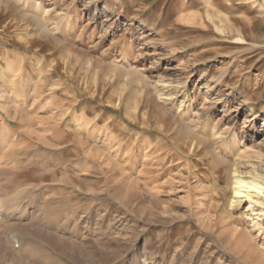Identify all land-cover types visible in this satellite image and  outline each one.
<instances>
[{
    "label": "rangeland",
    "instance_id": "obj_1",
    "mask_svg": "<svg viewBox=\"0 0 264 264\" xmlns=\"http://www.w3.org/2000/svg\"><path fill=\"white\" fill-rule=\"evenodd\" d=\"M18 1L0 0V264H264V208L229 213L227 175L171 117L193 100L264 164L263 0Z\"/></svg>",
    "mask_w": 264,
    "mask_h": 264
},
{
    "label": "bare ground",
    "instance_id": "obj_2",
    "mask_svg": "<svg viewBox=\"0 0 264 264\" xmlns=\"http://www.w3.org/2000/svg\"><path fill=\"white\" fill-rule=\"evenodd\" d=\"M10 1V0H9ZM12 1V0H11ZM17 3V0H13V2ZM21 1V0H19ZM18 1V2H19ZM35 1V0H34ZM23 2V0H22ZM24 2H29V0L24 1ZM31 2V1H30ZM33 2V0H32ZM12 3V2H11ZM133 2L131 1L129 4H132ZM14 4V3H13ZM22 4V3H21ZM37 4V3H36ZM262 4H264V0L262 1ZM20 5V3H19ZM41 5V4H40ZM14 6V5H13ZM17 6V5H16ZM22 6V5H21ZM18 7V6H17ZM29 7V6H28ZM33 7V6H32ZM30 7V8H32ZM14 8V7H12ZM21 12L23 17L27 20H31L33 21L34 24H36L38 26V29L41 32L44 33H48L49 36H51L50 34H53V36L60 34V32L63 30V25H62V18L59 19L56 23L54 24H49L46 22V15H45V11L44 12H40L38 13V11L35 12L31 11L32 9L30 8H26L25 5H23ZM19 10V8H17ZM42 11V9H41ZM68 12V11H67ZM20 13V12H19ZM18 13V14H19ZM63 14V13H62ZM65 14V13H64ZM20 15V14H19ZM64 16V15H63ZM65 16H70V15H65ZM60 18V16H59ZM68 18V17H65ZM71 18V17H70ZM62 20V21H61ZM67 22V23H66ZM66 25L68 27V25H71V19L67 20L66 19ZM32 23V22H31ZM27 25V24H26ZM70 29V28H69ZM39 31V32H40ZM66 32V31H65ZM64 32V33H65ZM46 36V34H45ZM43 38V37H42ZM57 38V37H56ZM24 39V38H23ZM242 40V39H241ZM130 49V48H129ZM8 61V60H7ZM121 61V60H120ZM17 63V62H16ZM12 64V63H11ZM8 65V64H7ZM15 65V64H14ZM12 66V65H11ZM6 67H0V73L2 75L7 74L9 71L11 72V70L9 69L6 70ZM123 68V67H122ZM120 70H129L126 69L125 67L123 69ZM128 68V67H127ZM132 70V68H131ZM136 70V69H135ZM138 70V69H137ZM130 72V70H129ZM18 73V72H17ZM0 74V75H1ZM130 74V73H128ZM1 75V76H2ZM9 75V74H8ZM13 75V74H11ZM127 75V74H126ZM132 76V75H131ZM138 76V75H137ZM8 77V76H7ZM6 77V78H7ZM14 77V76H13ZM4 79V78H3ZM137 79V78H136ZM136 79L134 82H136ZM144 79V77H143ZM147 79V78H146ZM13 80V79H12ZM131 80V79H130ZM133 81V79L131 80ZM7 82V81H6ZM17 82V81H16ZM133 82V83H134ZM138 82V80H137ZM132 83V82H131ZM139 83V82H138ZM219 83V82H218ZM147 84V81H146ZM15 85V84H14ZM132 85V84H130ZM136 85V83H135ZM140 85V83H139ZM149 85V84H148ZM137 86V85H136ZM146 87V85H145ZM134 88V87H133ZM139 90V88L136 87V89H134L133 91L136 92V90ZM159 91V90H157ZM148 92V91H146ZM3 93V92H2ZM155 93V92H154ZM159 93V92H158ZM162 93V92H161ZM161 93H159L161 95ZM146 94V93H145ZM150 94V93H149ZM157 94V95H159ZM4 95V94H3ZM210 96H212V93H209ZM216 95V94H215ZM162 96V95H161ZM185 98V97H184ZM161 99H164L161 97ZM159 100H160V96H159ZM184 101V100H183ZM183 101H179V105L176 107L175 111L171 114L172 117V121L174 122L175 126L177 125V132L183 136V139L189 140L191 147H197V148H202L207 152H211L212 158H215L217 163L215 165V169L218 171L220 169H222V171H224V173L227 175V181L229 182V184H231V194L230 196L227 198L226 200V206L228 212L230 210H233L234 208L242 205L244 202H248L251 205H256V206H261L262 208H264V164L262 165L260 162V156L259 153H256V151L254 153H256V155L253 153H249V150L246 147V143H244L243 139L245 138L244 134L245 132L242 130L241 132V138H239V133H236L235 131H232L230 133V136L226 139L223 140L222 143H215L213 140H215L214 136H217L216 138H223L220 134H222V129L220 128H216L215 123H212V127H210L209 129L206 128L205 126H200L199 124H197V119L200 118L199 113L197 111H194V101L190 100L186 103H183ZM159 102V101H158ZM160 103V102H159ZM158 103V104H159ZM163 103V102H162ZM241 103V102H240ZM165 104V102H164ZM1 106V105H0ZM3 107V106H2ZM160 108V107H159ZM2 110V109H0ZM264 110V109H262ZM5 111V110H4ZM4 111H2V114L4 113ZM163 112V111H162ZM164 112L166 113V111L164 110ZM1 113V111H0ZM5 114V113H4ZM1 115V114H0ZM253 115V114H252ZM5 116V115H3ZM9 117V116H8ZM78 117V116H77ZM2 118V117H1ZM254 118V117H252ZM5 119V118H4ZM8 120V118H7ZM81 119H77L74 120L75 122V126L78 127L80 129V127L82 126V122H85L84 120ZM88 120V119H87ZM90 121V120H88ZM196 121V123H195ZM2 122V120H1ZM4 122V120H3ZM2 122V123H3ZM81 122V123H80ZM199 122V121H198ZM6 123V121L4 122ZM10 123V122H9ZM72 123V122H71ZM206 123V122H205ZM84 124V123H83ZM88 123H86L87 126ZM6 125V124H5ZM211 126V125H210ZM251 125L248 122H244L241 127L242 128H246V127H250ZM1 128V127H0ZM83 127H81L82 129ZM8 129V128H6ZM79 131V130H78ZM2 132V130H1ZM4 132V131H3ZM78 133V132H77ZM3 134V133H2ZM78 135V134H77ZM7 136V135H6ZM12 137H14V135H11ZM2 137H4L2 135ZM1 138V137H0ZM236 138H239L236 140ZM8 140V139H7ZM0 141H3V139ZM4 142V141H3ZM14 142L13 138L12 141ZM9 143V142H8ZM244 143V144H243ZM139 144V143H137ZM243 144V145H242ZM2 145V144H0ZM2 147V146H1ZM3 149V147H2ZM4 155V153H3ZM85 155V154H84ZM86 156V155H85ZM98 159V158H97ZM214 168V167H213ZM215 170V171H216ZM216 174V173H215ZM218 178L219 177H215L214 178V185L216 186V189L218 188V190H221L216 183H218ZM220 180V179H219ZM219 184V183H218ZM228 196V195H227ZM7 205V204H6ZM250 205V206H251ZM3 206V205H1ZM0 206V207H1ZM252 207V206H251ZM254 207V206H253ZM3 208V207H2ZM260 208V207H259ZM258 208V209H259ZM10 209V208H8ZM251 209V208H250ZM253 209V208H252ZM255 210V209H254ZM11 211V210H10ZM258 211V210H257ZM264 211V210H263ZM227 213V211H226ZM230 213V212H229ZM0 214L3 215L2 220H4L6 218V216L4 215V209L0 208ZM260 214H262L260 212ZM253 215V214H252ZM1 216V215H0ZM225 216V215H224ZM263 217V214H262ZM252 223H254L255 226L257 227H261L260 223L257 220L252 221ZM236 229L235 226H233V229ZM238 230V229H237ZM241 234L243 233L242 231L240 232ZM245 233H243L244 235ZM241 235V236H243ZM240 236V235H239ZM245 236V235H244ZM243 236V237H244ZM242 237V238H243ZM240 237H238V241ZM245 238V237H244ZM7 239L11 241L12 245H16L19 247V242L18 240L15 238V234H12L11 232H9L7 234ZM246 240V243H249V241L247 242L248 238L244 239ZM251 240V239H250ZM242 241V240H240ZM237 243H243V242H237ZM245 243V242H244ZM245 243V246H246ZM23 245V244H22ZM241 246V245H240ZM244 246V245H243ZM262 248V247H261ZM264 248V246H263ZM18 249V248H17ZM21 249V248H20ZM264 250V249H263ZM155 253V252H154ZM153 253V255H154ZM177 253H179V251H177ZM38 254V253H37ZM36 254V255H37ZM195 254V253H194ZM193 254V256H194ZM34 256V254H32ZM49 255V254H48ZM152 254H145L143 256V263H155L154 260V256ZM156 255V254H155ZM197 255V254H196ZM38 256V255H37ZM41 256V255H40ZM45 256V255H44ZM191 256V257H193ZM13 257V256H12ZM18 258V257H17ZM16 258V259H17ZM21 258V257H20ZM23 258V256H22ZM30 258V257H29ZM42 258V257H41ZM33 259V258H32ZM39 259V256H38ZM9 260V259H8ZM7 260V261H8ZM12 260V258H11ZM25 260V259H24ZM40 260V259H39ZM47 260V259H45ZM56 260V259H55ZM6 261V263H7ZM19 261V260H16ZM28 261V260H27ZM43 261V260H42ZM39 262V263H45L47 261L44 262ZM53 261V260H52ZM22 262V261H21ZM20 261L18 263H21ZM37 262V261H36ZM123 262V264H128L127 260H123L121 261ZM139 262V261H138ZM4 263V264H6ZM23 263V262H22ZM26 264V262H24ZM28 263V262H27ZM30 263V262H29ZM35 263V262H34ZM49 263V261H48ZM47 263V264H48ZM9 264V262L7 263ZM33 264V262H32ZM36 264V263H35Z\"/></svg>",
    "mask_w": 264,
    "mask_h": 264
}]
</instances>
